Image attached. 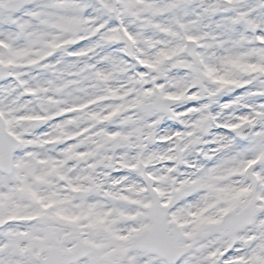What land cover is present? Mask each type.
Segmentation results:
<instances>
[{"label":"snow or ice","instance_id":"6c2138e0","mask_svg":"<svg viewBox=\"0 0 264 264\" xmlns=\"http://www.w3.org/2000/svg\"><path fill=\"white\" fill-rule=\"evenodd\" d=\"M0 264H264V0H0Z\"/></svg>","mask_w":264,"mask_h":264}]
</instances>
